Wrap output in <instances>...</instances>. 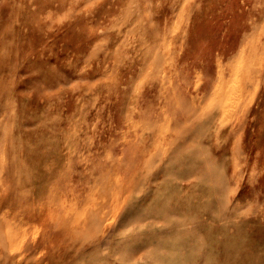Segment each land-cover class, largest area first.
Wrapping results in <instances>:
<instances>
[{
  "label": "rangeland",
  "instance_id": "obj_1",
  "mask_svg": "<svg viewBox=\"0 0 264 264\" xmlns=\"http://www.w3.org/2000/svg\"><path fill=\"white\" fill-rule=\"evenodd\" d=\"M0 264H264V0H0Z\"/></svg>",
  "mask_w": 264,
  "mask_h": 264
},
{
  "label": "bare ground",
  "instance_id": "obj_2",
  "mask_svg": "<svg viewBox=\"0 0 264 264\" xmlns=\"http://www.w3.org/2000/svg\"><path fill=\"white\" fill-rule=\"evenodd\" d=\"M228 62H229V61H228ZM228 62H227V63H228ZM231 62H232V61H231ZM231 65H232V64H231ZM226 66H227V65H226ZM216 82H217V80H216ZM219 84H221V83L219 82Z\"/></svg>",
  "mask_w": 264,
  "mask_h": 264
}]
</instances>
